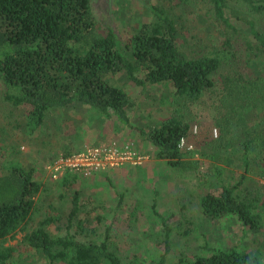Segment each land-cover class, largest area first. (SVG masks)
<instances>
[{"label":"rangeland","instance_id":"1","mask_svg":"<svg viewBox=\"0 0 264 264\" xmlns=\"http://www.w3.org/2000/svg\"><path fill=\"white\" fill-rule=\"evenodd\" d=\"M228 4V15L239 32L235 39L218 22L208 0H114L112 27L101 17L100 23L111 27L124 46L136 29L152 20L149 7H160L173 20L178 48L187 58L223 50V41L230 35L234 40L230 54L236 63L224 62L213 78L215 89L195 103L184 106L170 82L138 86L121 71L109 75L107 81L130 98L129 126L75 103L47 111L43 124L31 135L24 111L5 101L0 85V175L20 164L33 169L40 187L26 224L0 241L3 248L14 249L11 264H46L39 252L24 244V235L42 221L53 237L69 232L82 243L106 240L121 264H158L164 254L162 219L171 232L169 253L161 264H187L213 251L230 249L264 264V157L256 158L245 173L240 153L241 132L251 129L260 114L246 115L224 137L216 126L224 114L219 105L221 78L235 72L245 78L264 74V56L253 58L245 50L244 40L252 38L244 24L235 22L236 15L249 20L248 14L238 2L228 0ZM135 76L143 80L144 73L136 71ZM176 112L184 114L190 127L181 153L198 163V171L172 169L166 160L156 158L145 137ZM111 140L130 142L147 160L140 166L108 169L88 178L78 175L70 186H63L62 178H50L47 168L60 157ZM220 185H237L240 196L260 215L259 229L244 228L234 215L219 220L202 215L201 198L217 194ZM75 192L78 211L71 218Z\"/></svg>","mask_w":264,"mask_h":264},{"label":"trees","instance_id":"2","mask_svg":"<svg viewBox=\"0 0 264 264\" xmlns=\"http://www.w3.org/2000/svg\"><path fill=\"white\" fill-rule=\"evenodd\" d=\"M89 1L0 0V85L5 101L24 111L26 129L31 135L41 127L47 111L75 103L129 126L130 98L107 81L109 75L124 71L138 86L143 82H170L176 99L185 106L215 89L213 78L224 62L236 63V57L230 54L234 41L230 35L223 41V50L208 56L185 57L178 48L173 20L164 9L155 6L149 7L152 20L136 29L121 46L112 28L104 27L93 15ZM208 1L216 19L233 39L239 36L228 15V0ZM234 1L249 17L246 20L235 16V22L244 24L252 38L244 40L245 50L253 58L264 56V0ZM136 71L144 73L143 80L136 78ZM220 85L219 105L224 114L216 126L222 137L235 130L246 115L260 114L251 129L241 132L240 153L246 173L256 158L264 157V74L245 78L235 72L221 78ZM178 113L145 137L155 149L157 159L166 160L176 171L195 172L199 170L198 163L184 159L180 150L190 127L184 114ZM33 173L32 168L18 164L0 175V241L14 234L29 218L33 199L40 190ZM77 176L67 173L62 185L70 186ZM218 189L217 194L208 193L200 200L205 218L219 220L234 215L244 228H260V215L240 196L237 185H220ZM78 204L79 195L75 192L71 218L78 211ZM46 227L47 223L42 221L24 235V244L39 252L46 264H121L106 240L99 244L82 243L69 232L53 237ZM162 228L164 254L158 264L163 263L170 248L171 230L164 219ZM13 250L0 245V264H11ZM187 264L260 262L248 253L230 249L213 251Z\"/></svg>","mask_w":264,"mask_h":264},{"label":"built area","instance_id":"3","mask_svg":"<svg viewBox=\"0 0 264 264\" xmlns=\"http://www.w3.org/2000/svg\"><path fill=\"white\" fill-rule=\"evenodd\" d=\"M183 144L184 140L180 146ZM146 160V157L137 152L130 142L111 140L94 147H85L68 157H60L47 169L50 178L57 181L67 173L88 178L108 169L127 165L140 166Z\"/></svg>","mask_w":264,"mask_h":264},{"label":"water","instance_id":"4","mask_svg":"<svg viewBox=\"0 0 264 264\" xmlns=\"http://www.w3.org/2000/svg\"><path fill=\"white\" fill-rule=\"evenodd\" d=\"M114 0H90V9L96 19L101 22V17L104 15L109 25L112 27V4Z\"/></svg>","mask_w":264,"mask_h":264}]
</instances>
